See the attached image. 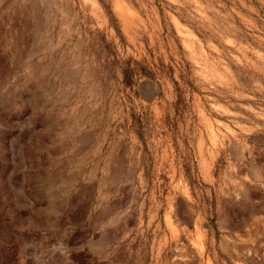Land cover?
Wrapping results in <instances>:
<instances>
[{"label": "rangeland", "instance_id": "1", "mask_svg": "<svg viewBox=\"0 0 264 264\" xmlns=\"http://www.w3.org/2000/svg\"><path fill=\"white\" fill-rule=\"evenodd\" d=\"M0 264H264V0H0Z\"/></svg>", "mask_w": 264, "mask_h": 264}]
</instances>
